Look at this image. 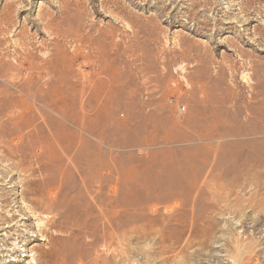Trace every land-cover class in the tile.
I'll return each mask as SVG.
<instances>
[{"label": "rangeland", "instance_id": "1", "mask_svg": "<svg viewBox=\"0 0 264 264\" xmlns=\"http://www.w3.org/2000/svg\"><path fill=\"white\" fill-rule=\"evenodd\" d=\"M0 264H264V0H0Z\"/></svg>", "mask_w": 264, "mask_h": 264}, {"label": "built area", "instance_id": "2", "mask_svg": "<svg viewBox=\"0 0 264 264\" xmlns=\"http://www.w3.org/2000/svg\"><path fill=\"white\" fill-rule=\"evenodd\" d=\"M182 111H185V108H182Z\"/></svg>", "mask_w": 264, "mask_h": 264}]
</instances>
